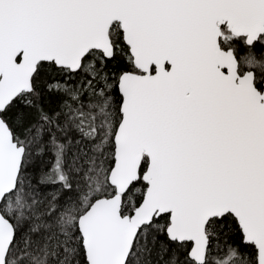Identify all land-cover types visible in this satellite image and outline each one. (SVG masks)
<instances>
[{"label": "snow or ice", "instance_id": "6c2138e0", "mask_svg": "<svg viewBox=\"0 0 264 264\" xmlns=\"http://www.w3.org/2000/svg\"><path fill=\"white\" fill-rule=\"evenodd\" d=\"M0 264H264V0H0Z\"/></svg>", "mask_w": 264, "mask_h": 264}]
</instances>
